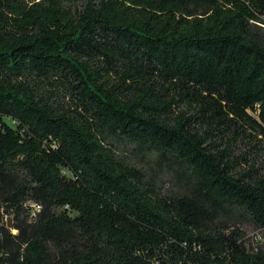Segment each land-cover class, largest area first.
Wrapping results in <instances>:
<instances>
[{
  "label": "trees",
  "instance_id": "1",
  "mask_svg": "<svg viewBox=\"0 0 264 264\" xmlns=\"http://www.w3.org/2000/svg\"><path fill=\"white\" fill-rule=\"evenodd\" d=\"M242 223L264 0H0V264H264Z\"/></svg>",
  "mask_w": 264,
  "mask_h": 264
},
{
  "label": "rangeland",
  "instance_id": "2",
  "mask_svg": "<svg viewBox=\"0 0 264 264\" xmlns=\"http://www.w3.org/2000/svg\"><path fill=\"white\" fill-rule=\"evenodd\" d=\"M6 121L10 125L13 124L9 119H6ZM126 153L131 156L130 153H128V152H126ZM131 157H133L134 161H139L138 157H136V156H131ZM172 183H173V181L171 179H169L168 176L163 177L159 181L160 188L162 190H168L171 187H173ZM3 222H4L6 227L10 228L11 223H12L11 215H4L3 216ZM7 223H9L8 226H7ZM237 226L240 227L245 232V235L243 237V241H244L245 246L248 250L258 249V248L264 249V230L254 228L253 226H251L249 224H245V223L237 224ZM12 232H15V230L12 229Z\"/></svg>",
  "mask_w": 264,
  "mask_h": 264
},
{
  "label": "built area",
  "instance_id": "3",
  "mask_svg": "<svg viewBox=\"0 0 264 264\" xmlns=\"http://www.w3.org/2000/svg\"><path fill=\"white\" fill-rule=\"evenodd\" d=\"M32 209H31V216L34 215V212L39 209V205L36 203H31Z\"/></svg>",
  "mask_w": 264,
  "mask_h": 264
},
{
  "label": "water",
  "instance_id": "4",
  "mask_svg": "<svg viewBox=\"0 0 264 264\" xmlns=\"http://www.w3.org/2000/svg\"><path fill=\"white\" fill-rule=\"evenodd\" d=\"M9 225V223H7V226Z\"/></svg>",
  "mask_w": 264,
  "mask_h": 264
}]
</instances>
